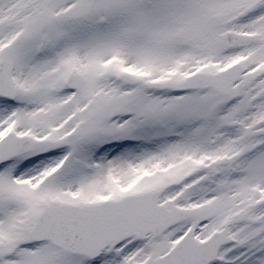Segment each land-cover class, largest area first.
<instances>
[{"label": "snow or ice", "instance_id": "snow-or-ice-1", "mask_svg": "<svg viewBox=\"0 0 264 264\" xmlns=\"http://www.w3.org/2000/svg\"><path fill=\"white\" fill-rule=\"evenodd\" d=\"M0 264H264V0H0Z\"/></svg>", "mask_w": 264, "mask_h": 264}]
</instances>
